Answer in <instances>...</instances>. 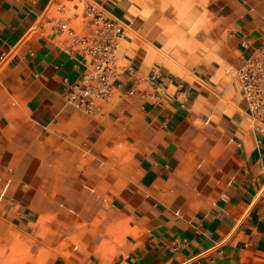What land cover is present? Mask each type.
Returning a JSON list of instances; mask_svg holds the SVG:
<instances>
[{
  "label": "crops",
  "instance_id": "0c3cea01",
  "mask_svg": "<svg viewBox=\"0 0 264 264\" xmlns=\"http://www.w3.org/2000/svg\"><path fill=\"white\" fill-rule=\"evenodd\" d=\"M78 1L0 0V264H264V130L236 79L264 0H91L125 36L89 116L58 27L83 32Z\"/></svg>",
  "mask_w": 264,
  "mask_h": 264
},
{
  "label": "built area",
  "instance_id": "2783aa9c",
  "mask_svg": "<svg viewBox=\"0 0 264 264\" xmlns=\"http://www.w3.org/2000/svg\"><path fill=\"white\" fill-rule=\"evenodd\" d=\"M58 8L65 10L61 5ZM74 8L80 10L83 32L78 34L65 21L58 27L71 39L66 52L81 56L86 63L79 80L69 87L66 99L69 105L89 116L113 95L119 77V43L125 36V29L123 21L99 3L79 0ZM242 47L246 53L241 56L236 79L249 115L264 130V41L257 46L244 42ZM152 99L155 104L160 101L159 96Z\"/></svg>",
  "mask_w": 264,
  "mask_h": 264
}]
</instances>
